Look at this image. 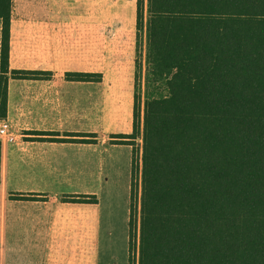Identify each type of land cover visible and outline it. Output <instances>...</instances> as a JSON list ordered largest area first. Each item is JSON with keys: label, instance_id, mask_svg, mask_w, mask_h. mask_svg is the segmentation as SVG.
Masks as SVG:
<instances>
[{"label": "trees", "instance_id": "1", "mask_svg": "<svg viewBox=\"0 0 264 264\" xmlns=\"http://www.w3.org/2000/svg\"><path fill=\"white\" fill-rule=\"evenodd\" d=\"M145 10L147 85L166 95L146 97L142 116L134 100L125 137L142 121L128 264L133 254L137 264H264V0H146ZM9 13L0 0L2 75ZM136 13L140 30L144 0ZM6 106L4 80L1 118Z\"/></svg>", "mask_w": 264, "mask_h": 264}, {"label": "rangeland", "instance_id": "2", "mask_svg": "<svg viewBox=\"0 0 264 264\" xmlns=\"http://www.w3.org/2000/svg\"><path fill=\"white\" fill-rule=\"evenodd\" d=\"M75 3L82 7L80 19L73 11ZM89 5V0H10L7 73L2 75L0 69V82L7 80L11 94L49 90L80 94L74 101L81 103L83 118L93 117L83 121V127L97 128L102 147L88 151L90 158L82 154L86 149L73 155L70 149L48 148L38 166L55 169L27 179L21 174L27 168L23 157L11 160L6 146L3 160L0 143V191L5 194L0 264H128L127 214L131 190L135 199L140 198L142 121L133 140L125 137L133 133L134 100L142 116L146 97H163L166 90L147 85L146 0L140 30L131 24L127 0L92 3L97 6L96 24ZM2 34L0 20V65ZM68 171L78 176L68 177ZM29 186L92 189L96 195L88 199L60 195L46 207L51 217L42 227L44 237L34 238L30 222L10 220L11 207L19 215L25 213V200H16L15 191ZM137 205L135 201L139 210ZM88 223L96 230L93 237ZM133 260L137 264L135 254Z\"/></svg>", "mask_w": 264, "mask_h": 264}, {"label": "crops", "instance_id": "3", "mask_svg": "<svg viewBox=\"0 0 264 264\" xmlns=\"http://www.w3.org/2000/svg\"><path fill=\"white\" fill-rule=\"evenodd\" d=\"M97 1L98 0H89L90 5L87 8L91 14L96 15L95 24L97 23L98 12L97 6L92 5V3H97ZM127 1L129 2L128 17L132 19L131 24L135 25V29H137L136 0ZM73 11L75 15H80V19L82 13L81 4L75 3ZM92 19L93 17L90 16L91 21ZM81 97L82 96L76 92H59L54 90L11 94L7 82L6 113L5 117H0V123L2 121L7 122L14 141L7 145L4 144L5 142H0L3 148V160L4 158L6 160V146H8L10 150L8 151L9 156L11 155L12 157L11 160H15L17 157H23L27 164V168L22 171L21 174L24 173V177L30 179L40 177L39 174L50 173V171L55 169L50 168L51 170H46L45 165L38 166V163H42V157L48 148L54 149L59 147L70 149V151L74 153L73 155L77 154L80 149H86L87 152H82V154H85L88 157V151H92V149H96L97 147H102L95 136L97 134V128L92 125L87 128V124L86 127H83V121H85V123L86 121H92L93 117L91 114L90 116H85L83 118L80 112L81 103L74 101ZM66 99H70L71 101H66ZM50 138L63 139L66 141L62 143L48 142L47 139ZM82 140L85 143H81ZM20 145L25 148L24 153L19 152L18 147H21ZM95 155L96 152H94V156ZM69 172V176L66 174L68 177L78 176L76 172L72 171L65 173ZM15 192L17 193L16 200H25V213L19 215L11 207L10 220L12 222L15 220H23L26 223L30 222L27 226L30 225L31 234L34 238L44 237L45 231L42 227L44 226L45 221L49 222V218L51 217L49 213L50 210L46 207L55 203L60 195L72 197L82 196L87 199L88 197H95L94 195H96V192L92 189L84 191L71 189L51 191L44 187L32 186L26 188L25 191L17 190ZM4 199L5 194L0 191V222L3 220L4 216ZM127 216H129V207ZM88 226L91 230L89 232V237H93V232L95 235L96 230L94 229L92 231V227L89 223Z\"/></svg>", "mask_w": 264, "mask_h": 264}, {"label": "built area", "instance_id": "4", "mask_svg": "<svg viewBox=\"0 0 264 264\" xmlns=\"http://www.w3.org/2000/svg\"><path fill=\"white\" fill-rule=\"evenodd\" d=\"M14 138L11 134V132L9 131V127L7 122L2 121L0 123V142H13Z\"/></svg>", "mask_w": 264, "mask_h": 264}]
</instances>
